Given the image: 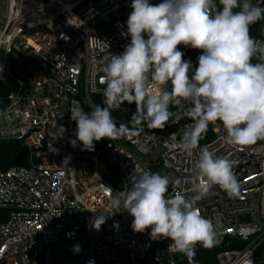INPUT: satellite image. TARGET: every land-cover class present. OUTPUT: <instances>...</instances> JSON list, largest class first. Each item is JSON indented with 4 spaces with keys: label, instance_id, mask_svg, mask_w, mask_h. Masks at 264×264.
<instances>
[{
    "label": "built area",
    "instance_id": "built-area-1",
    "mask_svg": "<svg viewBox=\"0 0 264 264\" xmlns=\"http://www.w3.org/2000/svg\"><path fill=\"white\" fill-rule=\"evenodd\" d=\"M131 3L0 0V142H18L30 154L27 166L0 169V210L7 213L0 223V264H161L183 254L168 247L171 240H152L151 229L134 232L128 212L108 213L101 185L118 193L130 189L136 171L150 170L181 179L177 190L196 196V153L176 146L193 123L186 105L170 106L174 116L163 129L145 124L139 136L107 139L101 147L94 142L93 151L71 143L76 123L70 110L105 106L102 69L106 57L130 42L123 34ZM252 3L264 7V0ZM255 39L264 42V21ZM111 112L117 126H133L135 103ZM60 126L66 131L52 140L49 133ZM226 135L222 123H210L199 145L232 162L239 194L230 197L216 185L193 204L217 239L234 245L217 253V264H264V140L231 145ZM167 195H174L171 184ZM102 212L107 219L97 231L91 221Z\"/></svg>",
    "mask_w": 264,
    "mask_h": 264
},
{
    "label": "clouds",
    "instance_id": "clouds-1",
    "mask_svg": "<svg viewBox=\"0 0 264 264\" xmlns=\"http://www.w3.org/2000/svg\"><path fill=\"white\" fill-rule=\"evenodd\" d=\"M218 5L217 0L159 4L132 0L123 34L130 42L122 53L106 57L102 69L105 106L96 105L90 112L79 107L70 110L76 123L72 146L79 141L81 150L93 151L95 141L131 139L143 132L145 124L163 129L174 116L170 106H187L186 115L193 123L183 129L176 146L188 156L196 153L191 177L196 196L188 199L177 190L181 179L170 180L150 170L136 171L130 189L113 193L101 187L110 199L108 213L128 212L134 232L151 229L152 240H171L168 247L190 261L198 244L210 248L219 242L212 222L200 214L193 200L204 198L216 185L230 197L237 196L240 188L232 162L199 145L209 124L222 122L225 141L231 145L264 140V42L250 35L251 25L264 19V7L252 0H218ZM178 45L202 50L197 67L183 59ZM125 102L136 105L132 127L117 126L112 118L111 110ZM65 131L60 126L49 136L56 140ZM170 184L171 196L167 195ZM106 219L103 212L96 216L93 228L100 230Z\"/></svg>",
    "mask_w": 264,
    "mask_h": 264
},
{
    "label": "trees",
    "instance_id": "trees-1",
    "mask_svg": "<svg viewBox=\"0 0 264 264\" xmlns=\"http://www.w3.org/2000/svg\"><path fill=\"white\" fill-rule=\"evenodd\" d=\"M262 21H264V19H261L250 27V35L254 39L257 36L258 28ZM178 50L184 53V60L191 61L194 68L198 66L197 57L202 53V50L193 49L191 47H185L183 45H178ZM252 62L256 63L258 61L256 59H253ZM219 123L222 122L219 121ZM107 139L108 138H103L100 141H95V143L98 147H101L103 142ZM29 155V151L18 142H0V169H6L12 165L27 166ZM6 216L7 213L5 211L0 210V223L6 220ZM218 241L219 242L217 244L210 248H204L198 244L195 248V256L191 259V261L184 254H180L173 258L171 261H165L161 264H217L215 258L217 253L224 248L234 247L233 244H230L225 239H218ZM146 264L154 263L150 259H148Z\"/></svg>",
    "mask_w": 264,
    "mask_h": 264
},
{
    "label": "rangeland",
    "instance_id": "rangeland-1",
    "mask_svg": "<svg viewBox=\"0 0 264 264\" xmlns=\"http://www.w3.org/2000/svg\"><path fill=\"white\" fill-rule=\"evenodd\" d=\"M1 14V13H0Z\"/></svg>",
    "mask_w": 264,
    "mask_h": 264
}]
</instances>
